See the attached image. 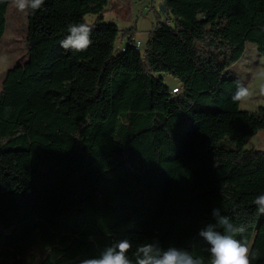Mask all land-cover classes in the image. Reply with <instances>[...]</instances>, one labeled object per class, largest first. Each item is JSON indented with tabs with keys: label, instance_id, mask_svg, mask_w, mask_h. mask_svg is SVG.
Masks as SVG:
<instances>
[{
	"label": "trees",
	"instance_id": "obj_1",
	"mask_svg": "<svg viewBox=\"0 0 264 264\" xmlns=\"http://www.w3.org/2000/svg\"><path fill=\"white\" fill-rule=\"evenodd\" d=\"M109 3L28 10V61L0 86V264H79L124 239L207 257L214 208L264 264V150L248 148L256 117L233 103L230 71L248 43L264 57V0H163L144 53L133 30L115 49ZM90 15V47L61 48Z\"/></svg>",
	"mask_w": 264,
	"mask_h": 264
},
{
	"label": "clouds",
	"instance_id": "obj_2",
	"mask_svg": "<svg viewBox=\"0 0 264 264\" xmlns=\"http://www.w3.org/2000/svg\"><path fill=\"white\" fill-rule=\"evenodd\" d=\"M13 6L20 12L37 11L42 8L45 0H11ZM92 25L70 23L67 34L60 41V47L65 51H86L92 44ZM264 79V71L258 73ZM259 94L264 96V83L259 87ZM255 92L245 83L237 82L233 103L248 104ZM253 203L258 214L264 215V193L258 194ZM215 224H208L199 231L208 244V256L193 255L186 249L176 246L162 247L158 240L138 243L133 251L131 241L124 239L112 246L105 247L97 256L83 258L79 264H251L250 248L246 241L236 239L243 233V225H237L226 215L221 214L220 208L212 210ZM220 229V230H217ZM131 253V255H129Z\"/></svg>",
	"mask_w": 264,
	"mask_h": 264
},
{
	"label": "rangeland",
	"instance_id": "obj_3",
	"mask_svg": "<svg viewBox=\"0 0 264 264\" xmlns=\"http://www.w3.org/2000/svg\"><path fill=\"white\" fill-rule=\"evenodd\" d=\"M163 0H110L103 17L104 23H112L119 27L120 34L115 49L120 51L127 42L128 33L135 30V40L141 44L139 49L145 52L147 43L154 28L159 21H165V16L160 14ZM28 10L18 11L11 3L7 13L5 34L0 41V86L8 71L23 66L28 61L27 32ZM97 17L90 15L86 22L94 25ZM230 71L232 75L245 83L255 92L248 104H241V109L248 115L256 117V135L251 138L248 148L264 150V122L258 114L264 107V96L259 94V87L264 79L258 73L264 71V57L260 56L257 47L248 43L246 51L240 61L235 63ZM169 86H178L179 83L170 76H165Z\"/></svg>",
	"mask_w": 264,
	"mask_h": 264
},
{
	"label": "built area",
	"instance_id": "obj_4",
	"mask_svg": "<svg viewBox=\"0 0 264 264\" xmlns=\"http://www.w3.org/2000/svg\"><path fill=\"white\" fill-rule=\"evenodd\" d=\"M140 44H141L140 42H137V45H138V46H140ZM178 92H179V91H178V88H173V89H172V93H173V94H176V93H178Z\"/></svg>",
	"mask_w": 264,
	"mask_h": 264
},
{
	"label": "crops",
	"instance_id": "obj_5",
	"mask_svg": "<svg viewBox=\"0 0 264 264\" xmlns=\"http://www.w3.org/2000/svg\"><path fill=\"white\" fill-rule=\"evenodd\" d=\"M134 32H135V30H133ZM134 39H135V37H134ZM136 41V40H135Z\"/></svg>",
	"mask_w": 264,
	"mask_h": 264
},
{
	"label": "water",
	"instance_id": "obj_6",
	"mask_svg": "<svg viewBox=\"0 0 264 264\" xmlns=\"http://www.w3.org/2000/svg\"><path fill=\"white\" fill-rule=\"evenodd\" d=\"M163 6H161V8H162Z\"/></svg>",
	"mask_w": 264,
	"mask_h": 264
}]
</instances>
